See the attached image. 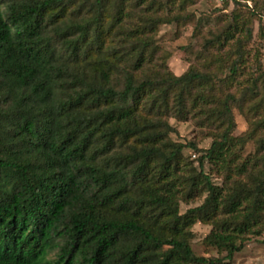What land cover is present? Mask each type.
Returning a JSON list of instances; mask_svg holds the SVG:
<instances>
[{
	"label": "trees",
	"instance_id": "16d2710c",
	"mask_svg": "<svg viewBox=\"0 0 264 264\" xmlns=\"http://www.w3.org/2000/svg\"><path fill=\"white\" fill-rule=\"evenodd\" d=\"M188 1L0 0V264H213L193 251L197 222L229 259L264 233V110L235 137L229 102L245 99L217 100L204 71L158 68L153 36ZM242 34L234 22L216 40L236 41L235 64ZM199 104L217 106L197 171L167 138L168 118Z\"/></svg>",
	"mask_w": 264,
	"mask_h": 264
},
{
	"label": "rangeland",
	"instance_id": "374dc122",
	"mask_svg": "<svg viewBox=\"0 0 264 264\" xmlns=\"http://www.w3.org/2000/svg\"><path fill=\"white\" fill-rule=\"evenodd\" d=\"M240 2L235 6L228 0H189L184 9L177 7L173 13L182 14L186 19L160 25L153 36V44L158 50V68H161L159 62H164V67L167 66L175 76H181L190 69L204 71L212 76L217 100L226 101L228 95H235L238 102L245 99L241 103L229 102L236 124L235 137H241L250 130V120L255 111L260 115L264 110V0ZM165 14L166 11H162L159 16ZM234 22L252 34L249 39L246 34L237 35L244 42L242 56L236 64L239 55L236 41L225 46L216 44L217 38ZM234 64L237 65L236 72L231 71ZM216 106L199 104L186 119L168 118L171 131L167 140L185 146L183 161L191 163L197 171H200L201 156L211 148L216 134L211 121H206L207 108ZM255 151L254 142L248 143L242 156L253 155ZM203 167L213 182L221 186L223 178L218 168L207 160ZM204 200L205 195H200L189 203L183 202L180 213L185 214L189 209L202 205ZM211 231L212 225L202 222H197L191 229L190 241L198 257L212 260L213 264H264V233L248 239L243 249L229 259L226 252L207 246L205 239Z\"/></svg>",
	"mask_w": 264,
	"mask_h": 264
}]
</instances>
